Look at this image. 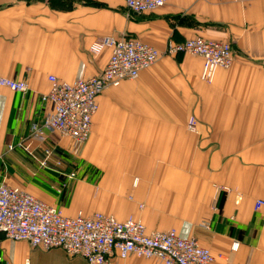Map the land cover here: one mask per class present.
I'll use <instances>...</instances> for the list:
<instances>
[{"label":"crops","instance_id":"crops-1","mask_svg":"<svg viewBox=\"0 0 264 264\" xmlns=\"http://www.w3.org/2000/svg\"><path fill=\"white\" fill-rule=\"evenodd\" d=\"M197 34L230 42L231 66L205 82L199 55L162 54L137 77L105 88L89 136L77 146L90 180L50 176L36 163L43 146L75 144L51 134L44 143L26 137L48 110L41 98L48 75L70 81L100 72L110 49L90 51L99 36H135L163 52L169 42ZM0 77L28 84L25 92L0 85V180L18 185L6 173L19 170L14 160L27 156L35 181L48 185L47 178L55 188L63 180L71 194L60 203L26 191L68 216L101 209L121 220L146 199L139 212L146 227L194 236L213 253L211 264H264V205L254 208L264 200V0H165L142 13L128 11L125 0H0ZM189 115L196 131L186 127ZM73 169L65 172L77 175ZM25 260L88 264L60 247H32L0 233V264ZM112 264L163 263L131 255Z\"/></svg>","mask_w":264,"mask_h":264},{"label":"built area","instance_id":"built-area-1","mask_svg":"<svg viewBox=\"0 0 264 264\" xmlns=\"http://www.w3.org/2000/svg\"><path fill=\"white\" fill-rule=\"evenodd\" d=\"M165 0H125L130 12L153 11ZM110 48L101 72L71 81L48 75L50 86L42 94L50 104L41 121L31 122L28 135L45 142L48 133L73 139L78 143L89 135L91 118L97 109L96 95L104 87L117 85L121 80L135 78L139 71L150 66L162 54L178 51L202 57L200 78L210 82L217 68L230 67L234 54L227 41L194 35L181 42H169L163 52L128 36H99L90 45L93 54ZM0 85L25 92L24 79L0 77ZM196 119L190 115L187 129L196 131ZM11 148V146H9ZM47 159L50 151L46 148ZM44 164V162H42ZM264 205L256 199L254 208ZM0 233L12 240H24L32 247L62 248L69 256H81L88 264H112L113 258L154 257L163 264H210L214 256L193 238H183L173 228L166 231H147L138 219H116L112 214L95 212L85 215L78 211L64 215L54 205L38 199L18 185L0 180ZM238 247L233 241L231 249ZM24 264H28L25 260Z\"/></svg>","mask_w":264,"mask_h":264},{"label":"rangeland","instance_id":"rangeland-1","mask_svg":"<svg viewBox=\"0 0 264 264\" xmlns=\"http://www.w3.org/2000/svg\"><path fill=\"white\" fill-rule=\"evenodd\" d=\"M157 9V8H156ZM132 13H135V12H132ZM142 13V12H141ZM128 37H131V38H133V39H136V40H139V41H141V42H143V43H145V44H147V45H150V44H148V43H146V42H144V41H142L141 39H139V38H137V37H135V36H128ZM204 37V36H203ZM210 39V38H209ZM222 41H224V40H222ZM179 42H181V41H179ZM228 42V41H227ZM229 44H230V46H231V48H232V50H233V54H235V51H234V49H233V47H232V45H231V43L229 42ZM150 46H152V45H150ZM152 47H154V46H152ZM154 48H156V47H154ZM110 49V48H109ZM157 49V48H156ZM176 53H185V52H183V51H178V52H176ZM96 54H98V53H96ZM110 54V53H109ZM171 54V53H170ZM169 53L167 54V55H170ZM153 64V63H152ZM151 64V65H152ZM105 65H106V63H105ZM105 65H104V67H105ZM150 65V66H151ZM150 66H148V67H150ZM103 67V68H104ZM102 68V69H103ZM147 68V67H146ZM102 69H101V71H102ZM143 69H145V68H143ZM143 69H141V70H143ZM140 70V71H141ZM100 71V72H101ZM139 71V72H140ZM99 73V72H98ZM97 73V74H98ZM139 74V73H138ZM95 75V74H94ZM91 76V75H90ZM88 77V76H87ZM137 77V76H136ZM129 79V78H128ZM26 81V80H25ZM67 81H69V80H67ZM71 81V80H70ZM122 81V80H121ZM120 81V82H121ZM119 82V83H120ZM118 83V84H119ZM110 86H115V85H109V86H106V87H104L100 92H98L97 93V95H96V98H97V96L105 89V88H107V87H110ZM42 96V95H41ZM44 102H47V101H44ZM96 102H97V100H96ZM49 104V103H48ZM49 108H50V104H49V107H48V110H49ZM47 110V111H48ZM97 110V109H96ZM96 112V111H95ZM46 114V113H45ZM44 114V115H45ZM94 115V114H93ZM190 116V115H189ZM189 116H188V118H189ZM44 117V116H43ZM43 117L39 120V121H41L42 119H43ZM188 118H187V121H188ZM91 120H92V118H91ZM30 126V125H29ZM29 130V129H28ZM90 130H91V127H90ZM189 130V129H188ZM90 133V132H89ZM28 134V133H27ZM48 134H51V135H54V136H56V139L59 141V140H61V141H66L67 139H69V138H65V137H60V136H58L57 134H55V133H48ZM89 136V135H88ZM26 137H28V138H33V137H30L29 135H27ZM88 138V137H87ZM27 139V138H26ZM35 139V138H34ZM87 140V139H86ZM85 140V141H86ZM85 141H83L82 143H78V142H76V141H74L75 142V144L73 145L74 146V148H73V146H69V147H67L66 146V149H64V147L63 148H58V144H56V142L55 143H52V145L51 146H49V145H47V146H43L41 149H40V151H41V153L39 152V154L41 155V157H37V161H36V159H33V160H35L36 161V163L37 164H39L41 167H46V168H48L49 169V172H51V174H50V176H52V174L54 173H58V177L60 178V179H63V177H67V178H74V177H76L77 176V178H79V179H85V180H90L89 179V176L86 174V173H82V171H84L83 169H82V167L85 169V167L87 168H89L90 167V165L88 164V163H86L80 156H78L76 153H77V146H79V145H81V144H83ZM20 142H22V141H18V143H20ZM41 143H44V142H41ZM15 145V144H14ZM13 145V146H14ZM9 146H11V148H12V145H8V148H9ZM11 148H9V149H11ZM47 149L48 151H50V155H49V157L47 158V159H44V157H45V150L44 149ZM73 148V149H72ZM36 156H39V155H36ZM6 161V160H5ZM14 162H16V163H18L19 164V170H17V171H12V173H6V176H7V178H11V181H13V182H15V183H17L18 184V186H20V187H22V188H24L25 190H26V188L28 189V190H30V191H32V192H34L35 194H37V195H40V196H42V197H44L45 199H47V200H50L51 201V198H57V200H59V202L61 203H65V201H68V199H69V197H70V188L67 190V192H66V182L65 181H63V180H60L61 181V184H60V186H58V185H55V188L52 186H50V183H49V180L46 178L45 179V181H47V183H48V185H43V184H39L38 183V180H36L35 181V179L33 178V176H32V174H30L29 175V173H28V170H32V168L30 167L29 168V163H31V161H30V159L27 157V156H20L18 159H17V161H15L14 160ZM42 162H44V164H42ZM32 164V163H31ZM65 168H74L75 170H78V173H77V175H76V172H74V171H66L65 172ZM73 169V170H74ZM63 170H64V172H63ZM101 174V173H100ZM100 174H96V176L98 177V176H100ZM0 176H2V174L0 173ZM36 176L38 177V173H37V171H36ZM31 177V178H30ZM138 176H134L133 177V179H132V184L133 185H136V183L138 182ZM97 179L95 180V183H93V190H94V192H97V191H99V189H100V187H99V185H97ZM57 186V187H56ZM36 188V189H35ZM50 204H52V203H50ZM52 205H54L57 209H59L62 213H63V211H62V209L58 206V205H55V204H52ZM145 205H146V199L144 200V199H141L138 203H137V205H136V211H137V213L135 212V213H132V214H130V215H128L127 217H125L124 219H126V218H129V217H131V218H136V219H138V220H140L142 223H143V221H142V219L140 218V214H139V212L141 211V209L142 208H144L145 207ZM78 212V211H77ZM82 212V211H81ZM95 212H99V213H106V214H112L115 218H116V215L115 214H113L112 212H107V211H104V210H101V209H95V210H93V211H91L90 213H84V212H82L83 214H85V215H90V214H92V213H95ZM64 214V213H63ZM64 215H66V214H64ZM117 219V218H116ZM124 219H121V220H124ZM119 220V219H118ZM144 224V223H143ZM145 225V224H144ZM145 227H146V225H145ZM171 228H173V229H175L174 227H171ZM171 228H168V229H171ZM146 229H147V231H151L149 228H147L146 227ZM168 229H166V230H168ZM154 230H156V229H154ZM166 230H164V231H166ZM176 230V229H175ZM159 231H163V230H159ZM177 231V230H176ZM178 233V232H177ZM182 237V236H181ZM190 237H193L197 242H198V244L199 245H201V246H203L202 244H200L199 243V241L194 237V236H190ZM183 238H189V237H183ZM204 247H206V246H204ZM206 248H208V247H206ZM209 249V248H208ZM210 250V249H209ZM211 252V251H210ZM212 253V252H211ZM213 254V253H212ZM214 256V255H213ZM136 257H138V256H136ZM114 258H118V257H114ZM114 258H113V261H114ZM126 258H128V257H126ZM118 259H125V258H118ZM214 260V259H213ZM211 264V263H210Z\"/></svg>","mask_w":264,"mask_h":264}]
</instances>
